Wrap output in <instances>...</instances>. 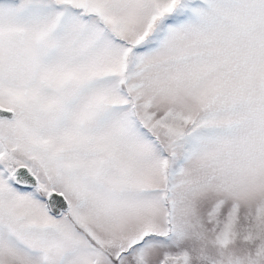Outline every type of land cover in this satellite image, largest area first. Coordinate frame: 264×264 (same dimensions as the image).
Instances as JSON below:
<instances>
[{
	"label": "rangeland",
	"instance_id": "rangeland-1",
	"mask_svg": "<svg viewBox=\"0 0 264 264\" xmlns=\"http://www.w3.org/2000/svg\"><path fill=\"white\" fill-rule=\"evenodd\" d=\"M2 104L0 264H264V0H0Z\"/></svg>",
	"mask_w": 264,
	"mask_h": 264
},
{
	"label": "flooded vegetation",
	"instance_id": "flooded-vegetation-1",
	"mask_svg": "<svg viewBox=\"0 0 264 264\" xmlns=\"http://www.w3.org/2000/svg\"><path fill=\"white\" fill-rule=\"evenodd\" d=\"M27 89L30 91L32 88H29L28 86H26V88L24 90H27ZM37 90L41 93V90L40 89L37 88ZM32 98L34 99V96ZM36 99H37L38 103H41L42 105H45V108L46 109L52 108L54 106V101L51 99L50 96H43V95H41V99H38L37 97H36ZM27 100H29V101L31 100L30 95L27 96ZM0 109H12L13 111H15V114H14L12 120H15L18 117V112L11 106V104H2V105H0ZM26 111H29L28 113H30V106L29 107L26 106ZM19 112H23V111L20 110ZM16 113H17V116H16ZM2 119H4V118H1L0 117V121ZM50 128H51V124L49 122L47 123V125L45 126V128L43 126H41V130L42 131H47V134L51 133L50 132ZM0 135H2L1 132H0ZM5 153L8 156L10 154V148H7L6 147ZM17 166L18 165H15L14 167H17ZM32 175L35 178H37L33 173H32ZM15 187L19 190L18 193H21V194H30L29 197L32 200H36L37 199V200L41 201L42 210H44L43 208H45V212L43 211L45 216H47L46 212H48L49 214H51L53 216V218L62 219L64 222H67L68 223V226L74 227L75 230H78L82 234H85V236L87 238H89L88 240H91L90 237H89V235L87 233H84V231L80 228V226L72 218V215H71V204L66 199L65 195L62 194L60 191H57V190L53 189V187H48L47 189L44 188V185L41 183V181H40L39 178H37V186H35L33 188H22V187H18V186H15ZM112 187L114 189V186H112ZM31 190H36V191L34 193H32V192L29 193V191H31ZM53 191H56V192L62 194L65 197V199L68 201V205H69V208L67 210L68 212L67 211L66 212H63L60 216H55L54 214H52L50 212V210L48 209V206H47L46 196H47L48 193L53 192ZM85 201H86V203H87V205L89 207H92V205L97 206V203H94V201H93L92 194H85ZM42 218L44 220H46L44 216H42ZM43 224H44V226L49 227V224H48L47 220ZM36 248H37V246H36ZM123 253L124 252L121 250V254H123ZM108 257H110V254H108Z\"/></svg>",
	"mask_w": 264,
	"mask_h": 264
},
{
	"label": "water",
	"instance_id": "water-1",
	"mask_svg": "<svg viewBox=\"0 0 264 264\" xmlns=\"http://www.w3.org/2000/svg\"><path fill=\"white\" fill-rule=\"evenodd\" d=\"M14 174H15L16 181L19 182V179H26L30 183V180H31L30 177H31V175L28 172L26 173L24 167H18L14 171ZM27 176H30V177H27ZM48 201H49L50 209L53 212L56 211V209L58 208L57 205H60V202H62L61 203V206H62L63 209H66L67 208L66 201L59 194L53 193V194L49 195L48 196ZM51 201H56L58 203L57 204H51Z\"/></svg>",
	"mask_w": 264,
	"mask_h": 264
}]
</instances>
